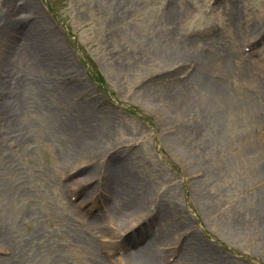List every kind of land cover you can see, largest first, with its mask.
<instances>
[{
	"label": "rangeland",
	"instance_id": "1",
	"mask_svg": "<svg viewBox=\"0 0 264 264\" xmlns=\"http://www.w3.org/2000/svg\"><path fill=\"white\" fill-rule=\"evenodd\" d=\"M212 2L214 0H176L175 9L177 7L184 9L182 11H186L184 16L193 19H184L179 24H169L168 21H164L162 14L164 10L168 12L172 10V7L164 9V0H0V50L9 47L16 49L11 56L14 71L22 70V66L17 63L21 46L30 49L36 60L42 59L52 66L58 65L62 73L53 74L52 79L50 77L52 91L46 96V103L49 107L59 109V114H62L68 105L72 109H81L82 113H78L81 119L78 120L86 122L82 127L88 131L89 138L94 134L108 138L102 145L104 149L100 150V146L96 154L83 157L87 163L84 166L94 157L95 161L104 160L111 154H125L128 148L133 147L136 149L133 157L120 166L119 172L122 176L126 173L137 174L150 180V185L144 187L140 198H144L148 193L153 194V191H150L152 187L154 189L157 187L154 192L156 194L158 187H163V183L164 187L167 186L166 195L173 201L174 213L179 218L175 228L166 231L167 228H163L161 221L155 238L143 248H138L144 242V238L139 235L138 237L136 235L134 242L129 241L125 247L114 244L105 247L112 251L120 247L125 248L127 252L125 257L133 253L132 258H137L138 263H144L151 255L157 258L156 255L161 254L164 257L163 264H167L165 262L167 253L159 252V246L163 248L166 243L170 245L175 234L189 227L203 235L202 239L191 237L195 243L194 251L197 256L204 258L203 261L197 259L196 264H210L207 258L211 259L212 264H264V257L258 254L257 249L250 246L244 248L245 245L238 238L237 242L229 243L226 235L219 229L213 231L214 226L212 227L211 222L206 219L204 221L198 215L197 209L191 205L187 192L181 186L182 177H185L186 173L178 168L172 151L163 139L164 126L159 124L155 113L132 93L137 89V84L140 86L142 82L151 81L162 75L183 72L189 63L193 62L198 71L187 80L185 83L187 87H192L190 83L197 78L218 83L219 81L212 78H223L224 83L221 86L226 88L224 91L226 106L221 109L222 111L218 106L211 107L213 115L217 114L220 117V111L222 112L218 129L216 131L212 124L200 140L190 144L193 149L194 147L198 149L202 147L203 139L211 138V134L213 137L218 134L209 149L203 151L207 158L203 166L207 169L197 166L210 176L202 184H209V187L220 190L223 188L225 191L223 184L225 180L229 182V188L231 183H235L236 190L232 189L237 195L228 192L233 201L245 206L251 201L258 204L260 199L264 205V180L257 181L264 176V160L262 161L261 157L264 154L259 152L260 145L264 144V73L253 65L254 60L261 61L264 55V0H221L215 8L217 13L224 14L225 22L223 19L205 14L207 5ZM121 6L125 14L118 16L115 8ZM43 7L49 8L47 10L50 18ZM12 10L13 14H9ZM30 16H35L37 22L33 20L28 30L19 34V28L23 27ZM246 16L250 17L248 27L243 28ZM112 18L118 20L113 23ZM50 19L57 21L58 25L54 26ZM231 20L238 21L235 24L238 32L232 37L229 33ZM217 24L222 26L219 27L221 34L216 40L206 43L209 52L201 51L205 45L198 43L192 45L195 48L193 53L196 54L194 57L196 62L183 57L181 41L186 37L187 31L204 27L203 29L210 32ZM249 33H257L260 36V47L242 56L239 48L248 45L246 41L248 36L252 35ZM167 35H171L172 38H165ZM255 44L258 43H250L249 48ZM170 54H178L181 57L171 65V68L154 75L153 70L156 69L159 59H164ZM129 55H134V58L129 59ZM199 55L214 57L220 63L213 62V67H210L209 61L202 62ZM121 57L128 58L122 61ZM120 62L133 65V69L121 73L124 70H117ZM83 66L93 77L100 78L111 104L95 98L97 107L88 101L82 103L84 106L81 107L79 101H75L79 100L82 92L86 90L91 94L96 93L94 84L85 76ZM64 77L69 79L70 86L62 81ZM82 81L85 85L78 86ZM144 88L149 87L143 86L141 90ZM179 91L182 93L181 98L185 97L184 102L187 106L186 114L183 113L182 117H189L190 114L192 117L194 111L208 108L209 99L206 96L198 95L188 88ZM34 93L32 89L24 95L25 109L19 118L18 126L21 132L0 137V213L5 217L17 241L26 239L30 241L25 248L24 264H92L93 260L68 245L69 241L63 236V232L57 229L58 222L66 221L75 229L71 231L70 227H64L67 232H81L86 242L93 240L96 244L95 239L85 231L93 229L92 224L95 220L103 228L112 221H118L125 207L114 212L113 205L117 203L119 208L121 204L111 195L113 202H108L107 211L102 212L91 222L87 220L86 225L81 227L71 226V223L76 225L74 223L76 215L72 216V213H68L71 217L62 215L61 207H69L70 192L68 185L60 183L59 174L65 171L63 169L71 154L73 142L70 141L69 135L55 129L54 120L42 111L44 106L36 105L37 97ZM103 105H108L111 109L108 107L105 109ZM125 134H128L127 139L118 140ZM18 136L27 138V142L23 141L15 155L10 158L4 157L11 152L9 147V144H12L11 140ZM117 146L118 151L110 148ZM200 157L203 159L204 155ZM195 158L196 155L192 158L194 162ZM98 169L97 166L95 170ZM257 170L260 171L257 173ZM88 171L90 174L86 180L94 182L100 172H92L91 168ZM197 173L198 170L193 174ZM210 182L217 185L214 183L210 185ZM252 184L255 186L252 187ZM136 186L142 187L139 184ZM77 198L78 201L81 200L80 196ZM100 201L98 200L97 206ZM223 202L221 198L217 200L220 206L225 205ZM224 220L229 219L223 218ZM151 225L153 221L150 225L148 223L146 228L140 229L143 237L148 234ZM200 226H203L201 231ZM171 234L173 236L169 238ZM260 243L261 240L256 241V244ZM221 250L232 254L236 260L244 261L233 260ZM127 260L128 258L124 259L122 264H127ZM182 260L180 258L173 264H185L186 262ZM108 262L115 263L116 260L114 258Z\"/></svg>",
	"mask_w": 264,
	"mask_h": 264
},
{
	"label": "bare ground",
	"instance_id": "2",
	"mask_svg": "<svg viewBox=\"0 0 264 264\" xmlns=\"http://www.w3.org/2000/svg\"><path fill=\"white\" fill-rule=\"evenodd\" d=\"M173 6L172 10H170L163 17L165 22L168 21L169 24H179L182 23L184 19H193L192 17L188 18V16H184L185 12H182L183 10L179 9L177 11L173 9ZM12 12L13 10L10 11L9 14H13ZM115 12L118 16L125 14V12L122 10V6L115 8ZM214 14L215 13H213V15ZM246 17L247 19H244L243 28H246L245 26L248 27L247 23L249 22L248 19L250 17ZM215 18L224 19V16L223 14H215ZM112 20L114 23L118 20V18H112ZM235 21L231 20L230 23L231 26L229 33L231 37L238 32V28L235 26L238 21ZM170 36L171 35H167L165 38H172V36ZM253 38L256 40L257 37ZM181 42V44L183 45L181 50L184 52L183 57L187 58V60H191L192 62L195 61L194 57L196 54L193 53L195 51V48L192 47V45L200 41L189 40L186 38L183 39ZM26 49V46H21L20 48L17 63L19 64V66H22V70L17 72L14 71V67L12 66L11 60V56H13V54L16 52V49L14 50L13 48L9 47L8 49L0 50V134H4L8 137L9 135H17L21 132L20 127L18 126L19 118L24 113L25 109L24 95L26 92H29V90L33 89L35 92L34 94L37 97L36 105L41 104V106H44V108H42V111L45 112L49 117L51 116V118L54 120L55 129L57 128L59 132L70 136V141L73 142V145L70 149V161L80 156L83 152H85L86 149L93 148V155L99 151H97V149L100 146V150L104 149V146L102 145L107 142L108 138L104 135L96 134L89 138L88 131L85 130L86 128L82 127L85 126L83 124H85L86 122L78 120L81 119L78 116V113H80L81 109H72V107L68 105L66 106L62 114H59V109L56 110L54 107H49V105L45 101V98L48 95L49 91H52V88L50 87V77L52 79L53 74H61L62 70L58 65L52 66L51 64H48L46 60H36L33 56V52L30 51V49ZM199 56L202 62L208 63L209 61L211 65L210 67H213V62H219V60L215 59L214 57L207 58L202 55ZM128 57L129 59H133L134 55H129ZM177 57H179L178 54H170L164 57V59H159L158 62L160 64L158 63V65H156V69L153 70V74L155 75L156 73L161 72L162 69H169V67L171 68V65L178 61L176 59ZM126 58L121 57V60L126 61ZM133 61L135 62V60ZM253 63L255 68L257 67L258 70L261 71V73H264V55L261 61L254 60ZM132 69L133 65H126L120 62V65L118 66L117 70H124L121 71L122 73L125 71L128 72V70ZM176 75L179 74L165 75L162 77H171ZM62 80H64V83L66 85H71L67 77H64ZM14 83L17 87L13 86ZM190 84H192V87H187L185 85V82L172 83V85L161 84L160 86L144 88L142 90L134 92V95H137L142 101V103L146 104L148 106V109L155 113L159 124H161L162 127L164 126V129L162 130L164 131V140L167 142L168 148L172 151L176 162L179 164L180 170L185 172L187 177H189L190 175H194L193 173L197 169H202L198 168L197 166H201L204 168L203 165L205 164V159H201L200 155H204L203 151L209 149V147L213 143V140L216 139L218 134H216L217 136L214 134L215 137H213L211 134V138L203 139L201 142L202 147L198 149H195L196 147H194V150L190 144H193L195 140H200L203 136V133L206 131L207 128L210 129V127H212V124L215 127V130L217 131L219 122H221L222 119L221 109H223L227 103L224 96V91L226 88H223V86H221V84L223 83L211 82L206 81L205 79L197 78L196 80H193ZM81 85L83 86L85 84L82 82ZM187 88L188 90L191 89L192 92H196V94L198 95H204L209 99V102H207L208 108L206 110L204 109L194 111L192 117H190L191 114L189 115L190 118L187 116L185 118L182 117L183 113L186 114L187 106L184 102L185 97L181 98L182 93L179 91L180 89L186 90ZM171 89H174L175 91H171ZM213 105L218 106L219 110H221L220 117H218L217 114L213 115L214 113L211 112V107ZM80 106L83 107V105ZM168 129L172 130V133L167 134L165 131H167ZM173 129L176 130L175 135ZM24 135L26 136V134ZM19 137H21L22 141L24 142H27L28 140L23 136ZM127 138L128 134H125L121 135L118 140ZM110 148L114 149V147ZM195 155L196 158L194 162L192 158ZM261 157L262 159L264 158V156ZM233 158L235 157L233 156ZM77 159H75L72 164H74ZM80 165H83V163L79 162L78 164H75L74 166L71 165L69 167V170H71V172L73 173L72 175L82 173L80 171ZM110 165L103 163V171H101L100 173L105 172V175H102V177L103 180L107 182L108 186L110 187V190L108 192L112 194V192L114 191L115 199L121 204L119 208H117V203L114 204L112 207L113 211L115 212L125 207L124 211L126 221L123 223L122 228L117 229L119 231L114 233L113 241L110 244L116 242V244L118 245L117 239L121 238V243L125 244L129 242L132 238L130 237V233L135 234V237L136 235L138 237V235H140V229H144L148 226L147 217L145 218V216H141L139 214L140 202L142 201L139 200V198L142 194V191L145 189L144 187L150 185L151 182H149L150 180H146L145 177H140L137 174L128 175L126 173L121 176L119 174V170ZM204 169L207 168L205 167ZM256 169L257 168H255V171ZM259 171L260 170H257V173ZM100 173L99 175H97L98 177H100ZM207 177L210 176H208V174H205L201 179L189 181V184L192 188L193 201L198 207L199 213L206 220L211 222L212 227L214 226V231L215 229H219L223 235H226V238L229 240V243L237 242L236 238H238L239 241H242L246 247L250 246L257 249L258 254L264 257L263 203L259 201L258 204H255L251 201L250 203L246 202L247 204L245 206L239 205L238 203H236V201H233L230 196H225L226 194L224 195L222 190L216 189L214 187H209V184H202ZM83 182L85 181H82L81 183ZM81 183L75 182L71 187L74 191L78 190L83 186V184ZM212 183L214 182H210V185ZM228 183L229 182H226L227 185ZM136 184L142 185V187L139 188L136 186ZM163 186H165V183L163 184ZM87 187L88 186H85L84 190ZM85 192L89 194L87 190H85ZM166 193L167 190H165L164 194L161 196H152L150 200V205L151 207H153V210H158V213H163L160 221H163V228H167L166 231H168L176 227L179 218L173 211V203L170 202L171 199H168L167 203H165L164 205L162 204L161 197H163ZM89 198L93 200L92 197ZM219 198L223 199L225 205L223 204V206H220V204L217 203V200ZM69 210L66 208V211ZM163 210L165 211L162 212ZM84 215V217L87 216L86 213ZM223 218L229 220L223 221ZM57 227V229L60 230V232L62 231L63 236L69 241L68 245H70L74 249H78L77 251H79L82 255H85L86 258L93 260L92 264L107 263V261H105L98 254L96 244L93 240L86 242L85 237L82 235L81 232H67L64 227H70V225H68V223H64L63 221H59ZM92 228V230L88 229L87 231H85V233L90 235L95 240L96 238H98L97 241H99V238L105 237V235L102 234L103 227L97 220H95V222L92 224ZM70 230L74 231L71 228ZM11 231L12 230L5 217L0 213V264H24V260L26 258L25 248L30 244V241L28 239L24 241H17ZM128 231H130V233H128ZM246 231H248V233H245ZM259 233H261L262 236H260ZM259 240H261V243L256 244V241ZM255 246L258 247L256 248ZM102 247L103 244H101L100 249H103ZM132 256H134L133 253H131L130 256L128 255L124 258L115 259V263L108 262L107 264H122L124 259L126 258H128L127 264H158V262L161 263V260L159 259L158 261V259L155 258L153 255L149 256L146 261H144V263H138L137 258H132Z\"/></svg>",
	"mask_w": 264,
	"mask_h": 264
}]
</instances>
